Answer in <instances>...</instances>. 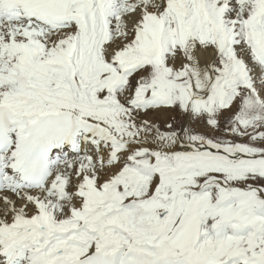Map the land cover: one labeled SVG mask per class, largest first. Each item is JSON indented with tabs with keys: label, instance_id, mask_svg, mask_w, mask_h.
<instances>
[{
	"label": "snow or ice",
	"instance_id": "obj_1",
	"mask_svg": "<svg viewBox=\"0 0 264 264\" xmlns=\"http://www.w3.org/2000/svg\"><path fill=\"white\" fill-rule=\"evenodd\" d=\"M0 264H264V0H0Z\"/></svg>",
	"mask_w": 264,
	"mask_h": 264
}]
</instances>
